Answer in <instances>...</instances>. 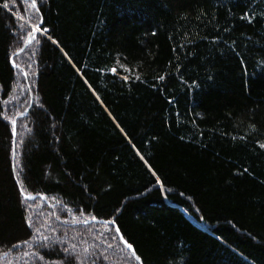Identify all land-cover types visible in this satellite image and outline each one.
<instances>
[{
    "label": "trees",
    "instance_id": "16d2710c",
    "mask_svg": "<svg viewBox=\"0 0 264 264\" xmlns=\"http://www.w3.org/2000/svg\"><path fill=\"white\" fill-rule=\"evenodd\" d=\"M0 255L264 264V0H0Z\"/></svg>",
    "mask_w": 264,
    "mask_h": 264
},
{
    "label": "rangeland",
    "instance_id": "374dc122",
    "mask_svg": "<svg viewBox=\"0 0 264 264\" xmlns=\"http://www.w3.org/2000/svg\"><path fill=\"white\" fill-rule=\"evenodd\" d=\"M32 4V9H36V4H34V3H31ZM26 25L29 27V31H30V33H29V35H28V37H27V40L26 41H28L29 40V38H30V43H33L34 42V40L36 39V37H37V35L41 32V30H40V23L38 22V21H36V22H30V21H28V20H26ZM21 51V49L20 50H18L17 52H16V54H18L19 52ZM19 71H18V74H19V76H18V80H17V84L15 85V89H14V92H13V94L11 95V96H13L12 97V99H13V101H18V100H20L21 98H23V96H25V93H26V89H27V86H25V81L27 82V79H25V78H27V75H26V73L22 70V68H19L18 69ZM24 81V82H23ZM30 86H29V88H32V80L30 79ZM26 88V89H25ZM32 96V97H31ZM30 99H34L33 98V94L32 95H30ZM6 110H7V117L9 118V119H12L13 120V118H12V111H11V108L9 107V105L7 104V106H6ZM23 114V113H22ZM13 123H14V126H16V119H14L13 120ZM34 214V213H33ZM2 258V256L0 255V264H10L11 262H13V261H15V259H13V260H10V258L8 259V260H4V259H1ZM6 261H8V262H6Z\"/></svg>",
    "mask_w": 264,
    "mask_h": 264
},
{
    "label": "water",
    "instance_id": "95a60500",
    "mask_svg": "<svg viewBox=\"0 0 264 264\" xmlns=\"http://www.w3.org/2000/svg\"><path fill=\"white\" fill-rule=\"evenodd\" d=\"M92 221H93V222H98V220H92ZM108 223L113 224V225L116 227L117 232H118V234H119V238H120V240L122 241V243H123L126 247H128V248L131 250V252L133 253V255L136 256L134 250L131 248V246H130V245L126 242V240L123 238V236H122V234L120 233L119 229L117 228L116 224H115L113 221H109ZM138 259H139V258H138Z\"/></svg>",
    "mask_w": 264,
    "mask_h": 264
},
{
    "label": "bare ground",
    "instance_id": "6f19581e",
    "mask_svg": "<svg viewBox=\"0 0 264 264\" xmlns=\"http://www.w3.org/2000/svg\"><path fill=\"white\" fill-rule=\"evenodd\" d=\"M193 221H195L192 217H190ZM196 222V221H195Z\"/></svg>",
    "mask_w": 264,
    "mask_h": 264
}]
</instances>
